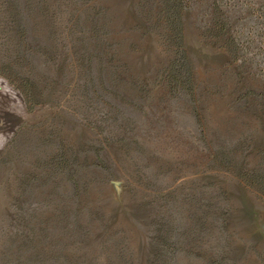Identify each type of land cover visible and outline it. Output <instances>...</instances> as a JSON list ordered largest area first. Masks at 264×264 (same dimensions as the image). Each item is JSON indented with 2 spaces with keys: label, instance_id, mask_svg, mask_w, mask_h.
<instances>
[{
  "label": "rangeland",
  "instance_id": "rangeland-1",
  "mask_svg": "<svg viewBox=\"0 0 264 264\" xmlns=\"http://www.w3.org/2000/svg\"><path fill=\"white\" fill-rule=\"evenodd\" d=\"M0 0V264H264V0Z\"/></svg>",
  "mask_w": 264,
  "mask_h": 264
},
{
  "label": "trees",
  "instance_id": "trees-1",
  "mask_svg": "<svg viewBox=\"0 0 264 264\" xmlns=\"http://www.w3.org/2000/svg\"><path fill=\"white\" fill-rule=\"evenodd\" d=\"M163 12L167 19L176 46L174 57L168 68V88L171 94L180 89L193 96V74L184 48L182 14L187 0H162Z\"/></svg>",
  "mask_w": 264,
  "mask_h": 264
}]
</instances>
